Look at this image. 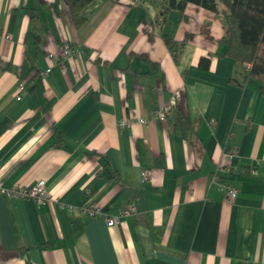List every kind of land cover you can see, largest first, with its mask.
Listing matches in <instances>:
<instances>
[{
    "label": "crops",
    "instance_id": "0c3cea01",
    "mask_svg": "<svg viewBox=\"0 0 264 264\" xmlns=\"http://www.w3.org/2000/svg\"><path fill=\"white\" fill-rule=\"evenodd\" d=\"M163 4L93 0L75 28L64 0H0V183L46 191L41 204L0 194V264H264V101L216 57L219 18ZM163 38L185 41L175 63ZM57 130L68 142L53 149ZM86 203L134 211L107 226Z\"/></svg>",
    "mask_w": 264,
    "mask_h": 264
},
{
    "label": "trees",
    "instance_id": "16d2710c",
    "mask_svg": "<svg viewBox=\"0 0 264 264\" xmlns=\"http://www.w3.org/2000/svg\"><path fill=\"white\" fill-rule=\"evenodd\" d=\"M72 25L79 28L84 24L82 10L93 0H64ZM118 3L119 0H107ZM186 4L198 6L213 13L220 19L223 29L219 40L221 52L217 58H228L235 65L248 64L249 70L243 68V81L252 79L257 85V90L264 101V0H164L161 15L169 11L181 12ZM28 34L24 36V40ZM34 45L37 46L38 40L32 37ZM163 44L171 52L174 63L176 53L183 46L184 40L179 43L172 42L163 38ZM153 70L155 66L150 64ZM198 67L206 70L209 66L208 58H200ZM2 71H11L9 65L0 66ZM152 74V73H151ZM28 82L36 77V72L29 67L26 74ZM232 82V81H231ZM236 84V83H235ZM240 86V84H236ZM174 128L182 121L178 114L175 116ZM193 133H196V126H191ZM68 142L67 137L59 130L54 131L50 148L59 149ZM103 167L106 168L107 162L102 159Z\"/></svg>",
    "mask_w": 264,
    "mask_h": 264
},
{
    "label": "built area",
    "instance_id": "2783aa9c",
    "mask_svg": "<svg viewBox=\"0 0 264 264\" xmlns=\"http://www.w3.org/2000/svg\"><path fill=\"white\" fill-rule=\"evenodd\" d=\"M2 39L7 41L9 40V35L8 34H2ZM76 54V50L67 46L63 45L60 47L58 50V55L62 59H68L72 58ZM244 70H249L250 66L248 64H243L242 66ZM24 89V83L19 82L16 87V95H15V100H19V94L22 92ZM177 98V95L171 98V102L173 104L174 100ZM152 117L154 120H158L159 122H163L166 117V113L161 112L160 110L153 112ZM139 124L146 125V122L142 119H139L137 121ZM132 124L131 120H120L118 122V127L120 129H125ZM232 154L230 152L225 153V157L231 158ZM142 180L145 181L148 178V173L143 172L141 174ZM226 193L227 197L231 200L236 196V191L232 188L226 187ZM0 194L6 195L8 197H17L21 199H31L33 202L36 204H41L45 197H46V191L44 188V184L42 181L37 182L33 186L30 187H10V188H3L1 183H0ZM81 213L88 215L89 217H93L95 215L101 214L104 215L100 211V209L94 205L93 203H86L80 207ZM134 211V207L132 205H127L124 208H122L116 216H105V223L107 226H111L114 223L118 221L120 217L126 216L129 213Z\"/></svg>",
    "mask_w": 264,
    "mask_h": 264
}]
</instances>
